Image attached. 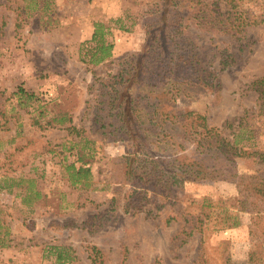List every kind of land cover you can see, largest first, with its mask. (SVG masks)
Returning <instances> with one entry per match:
<instances>
[{
  "label": "rangeland",
  "instance_id": "1",
  "mask_svg": "<svg viewBox=\"0 0 264 264\" xmlns=\"http://www.w3.org/2000/svg\"><path fill=\"white\" fill-rule=\"evenodd\" d=\"M199 1L204 21L229 18L235 24L223 33L194 27L202 46L199 66L208 65L211 77L202 73L206 84L187 90L176 103L165 101L167 126L183 142L168 152L192 153L193 142L179 137L197 127L186 118L189 111L206 115L209 125L231 138L237 129L245 150L264 151V117L257 115L252 86L264 75V0ZM156 2L39 0L38 9H28L29 0H0V264H56L54 246L68 247L70 264H248L251 248L264 247V218L239 209L231 181L187 183L172 201L159 202L155 217L131 216L109 205L123 180L114 159L130 144L99 131L95 114L102 110L93 107V84L142 49L146 15ZM252 16L259 22L244 25ZM96 22L110 26L107 39L114 48L108 60L91 66L81 60L80 48ZM209 37L215 39L205 48ZM220 46L235 53L226 69L219 63ZM20 85L38 101L23 104L16 93ZM63 113L92 141L95 189L72 187L64 170L63 157L75 160L71 148L81 138L62 127L35 124L37 117L45 124ZM236 164L241 173L263 172L257 154L241 155ZM108 212L110 217L101 218Z\"/></svg>",
  "mask_w": 264,
  "mask_h": 264
},
{
  "label": "trees",
  "instance_id": "2",
  "mask_svg": "<svg viewBox=\"0 0 264 264\" xmlns=\"http://www.w3.org/2000/svg\"><path fill=\"white\" fill-rule=\"evenodd\" d=\"M199 3V0L196 3L195 0H157L146 15V35L142 49L128 56L123 64L118 65L116 72L107 78H95L93 107L95 111L102 110L95 114L99 131L109 138H120L130 144L127 152L114 159L121 166L123 180L115 186V194L109 205L113 209L121 207L131 216L145 213L155 217L159 202L165 204L172 201L187 183L225 180L236 185L240 210L250 213L254 218H264V167L263 172L241 173L236 164V158L247 153L259 155L264 162V151L253 152L240 146L242 134L237 129L231 138L220 127L209 125L206 115L189 111L186 118H191V126L196 122L198 128L189 134L180 133L179 137L183 141L193 142L192 153L168 152L169 146H180L183 142L176 139L178 134L175 127L167 126L171 114L163 109L165 101L176 103L183 99L187 90L206 84L209 78L202 73L209 72L211 77L208 65L203 68L199 66L202 52L196 40L199 34L194 32V27L207 34L223 33L229 32L235 24L229 18L204 21V16L201 18L199 15L204 10L196 9ZM235 3L238 4L237 1ZM38 5L39 0H29L26 7L38 9ZM203 6L206 3L203 2ZM239 7L242 9L243 6ZM257 22V16H252L244 25ZM110 33L109 25L95 23L91 38L83 42L80 48L81 60L85 64L100 65L112 56L114 44L107 39ZM214 39L209 37L205 48L211 46ZM219 41L222 43L224 40ZM219 49L222 69L233 65L236 58L232 49L222 46ZM252 86L258 96L257 115L264 117V75L256 78ZM16 93L23 104L29 105L30 100L38 101V97L23 85L18 87ZM35 124L41 128L62 127L81 138L79 145L71 148L75 160L67 162L66 156L63 157L64 170L72 187L95 189L91 164L95 150L90 146L92 141L73 124L72 115L59 114L46 120L45 124L37 117ZM125 187L127 189L123 192ZM121 193L123 196H119ZM102 212L104 210L99 213ZM109 213L101 218L110 217ZM172 219L169 217L167 221ZM53 248H56L57 253L56 264H70L73 256L68 247ZM247 263L264 264V247L253 246Z\"/></svg>",
  "mask_w": 264,
  "mask_h": 264
}]
</instances>
